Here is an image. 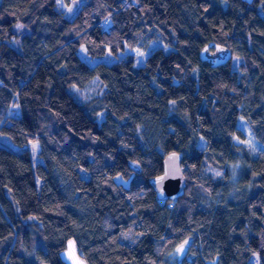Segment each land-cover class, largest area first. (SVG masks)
<instances>
[{"label": "trees", "instance_id": "obj_1", "mask_svg": "<svg viewBox=\"0 0 264 264\" xmlns=\"http://www.w3.org/2000/svg\"><path fill=\"white\" fill-rule=\"evenodd\" d=\"M152 40L170 50L138 67L78 55ZM209 44L230 59L201 60ZM94 76L102 91L78 102L67 89ZM239 118L254 154L234 142ZM0 135L39 159L0 146V264H66L69 240L84 264H164L189 236L180 264H264V0H84L70 18L56 0H0ZM169 152L186 185L160 203L151 179Z\"/></svg>", "mask_w": 264, "mask_h": 264}, {"label": "rangeland", "instance_id": "obj_2", "mask_svg": "<svg viewBox=\"0 0 264 264\" xmlns=\"http://www.w3.org/2000/svg\"><path fill=\"white\" fill-rule=\"evenodd\" d=\"M57 1V8L63 12V14L70 18L74 15V13L79 8L80 4L84 0H68V2H64V0H56ZM249 1V0H247ZM13 29L17 33L24 32V28L21 27L18 24H15L13 26ZM20 37L15 36L10 40L11 45L19 49ZM161 48L164 52H168L170 50V46L165 45L160 40H152L150 41L145 48L143 49H128L125 48L123 51H118L115 55L111 54L108 50L103 56L100 57H90L85 53V49L83 46L79 47L78 55L79 57L87 62L90 65H93L99 61L105 62V63H113L121 58H124L126 56H132L133 58V66L138 67L144 63V60L146 56L154 49ZM237 63V60H234V64ZM68 92L78 101L82 102L84 99H88L89 97L93 95L100 94L102 91L99 80L96 76L91 78L90 81L86 83V85L83 88H77L74 86L69 87ZM9 115L16 116L18 115V109L15 105H11L9 108ZM102 116L101 114H98V119H100ZM238 128L240 129V132L242 133V137H235L234 142L236 144L242 145L246 150L249 151L250 154H254L260 147L257 140L254 138L247 122L243 120L242 118L238 119ZM0 146H4L8 149H11L13 151H20L23 148H28L31 154V157L33 158V162L39 161L37 156V150L38 145L37 143H29L25 146L17 145L13 143L7 136L0 135ZM236 161L228 165L229 170V182L233 185V188L230 191V195L232 197H237V193L239 192L237 189L234 188L235 181L237 177L240 175L241 170L244 166V158L239 155L237 156ZM115 180L124 186L128 185V178H122L121 176L117 175L115 177ZM176 257L177 253L172 249L169 251L164 258V264H176ZM62 258L66 262V264H84V262L81 260V258L78 256L77 251L72 243L71 240L68 241L66 249L62 252ZM259 259L258 255L253 252L252 255L249 258V261L247 264H258ZM206 264H215L214 261L207 262Z\"/></svg>", "mask_w": 264, "mask_h": 264}, {"label": "water", "instance_id": "obj_3", "mask_svg": "<svg viewBox=\"0 0 264 264\" xmlns=\"http://www.w3.org/2000/svg\"><path fill=\"white\" fill-rule=\"evenodd\" d=\"M200 58L211 66H217L230 59V52L224 46L209 44L200 52ZM181 164L182 156L179 153L169 152L164 156L162 173L151 179L158 202L174 201L183 195L186 180ZM191 243L192 237L189 236L175 246L174 251L177 253L176 262L178 264L185 258Z\"/></svg>", "mask_w": 264, "mask_h": 264}, {"label": "built area", "instance_id": "obj_4", "mask_svg": "<svg viewBox=\"0 0 264 264\" xmlns=\"http://www.w3.org/2000/svg\"><path fill=\"white\" fill-rule=\"evenodd\" d=\"M102 25L105 26L104 23H102Z\"/></svg>", "mask_w": 264, "mask_h": 264}]
</instances>
